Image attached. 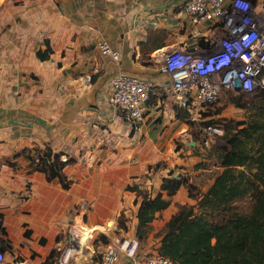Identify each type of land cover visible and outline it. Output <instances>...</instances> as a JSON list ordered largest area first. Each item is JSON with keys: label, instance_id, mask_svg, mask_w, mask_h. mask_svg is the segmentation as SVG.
<instances>
[{"label": "crops", "instance_id": "1", "mask_svg": "<svg viewBox=\"0 0 264 264\" xmlns=\"http://www.w3.org/2000/svg\"><path fill=\"white\" fill-rule=\"evenodd\" d=\"M183 2L0 4V223L6 231L0 232V249L5 264H42L52 249L62 252L71 236L81 243L84 229V242L97 229L110 241L136 235L141 195L128 186L155 195L173 172L188 177L200 193L208 189L215 172L206 163L200 130L192 134L196 116L159 90L171 80L161 68L165 53L193 47L211 30L194 23ZM102 40L119 49L120 60L101 52L97 43ZM48 44L51 52L42 59L37 52ZM118 72L157 83L138 127L110 103L109 79ZM45 145L76 158L65 167L73 180L68 189L42 171H31L24 156L14 157L23 148ZM194 202L182 185L152 226L158 223L161 229L180 204ZM121 212L127 226L132 217V228L118 226ZM77 257L74 264H86ZM126 261L122 256L118 264Z\"/></svg>", "mask_w": 264, "mask_h": 264}, {"label": "trees", "instance_id": "2", "mask_svg": "<svg viewBox=\"0 0 264 264\" xmlns=\"http://www.w3.org/2000/svg\"><path fill=\"white\" fill-rule=\"evenodd\" d=\"M195 45L206 46L205 37H200ZM50 52L48 44L37 54L46 59ZM228 92L229 102L250 109L251 113L242 127L236 128L231 120L224 124L225 143L214 147L220 168L205 192L200 193L185 175L174 176L173 172L164 177L161 190L155 195L137 185L128 186L141 195L135 232L139 240L147 238L157 212L170 205L182 185L195 199L194 203L180 204L160 229L158 254L169 257L175 264H264V88ZM19 156L26 158L31 171L44 172L49 180L57 179L65 189L71 186L73 180L65 167L75 162V157L55 151L50 145L23 148L14 155ZM244 197L251 199L245 212L236 204ZM118 226L127 228L123 212L118 216ZM0 232H6L1 223ZM99 239L105 244L110 242L103 233ZM60 254V250L52 249L42 264L55 262Z\"/></svg>", "mask_w": 264, "mask_h": 264}, {"label": "built area", "instance_id": "3", "mask_svg": "<svg viewBox=\"0 0 264 264\" xmlns=\"http://www.w3.org/2000/svg\"><path fill=\"white\" fill-rule=\"evenodd\" d=\"M183 9L194 23L207 24L206 46L174 47L164 55L161 68L170 74L169 83L159 85L182 108L201 116L204 107L215 103L224 91H252L264 88V0H184ZM216 29L223 36L215 37ZM103 54L120 60V51L106 40L97 43ZM90 82V76L86 77ZM157 83L151 78L118 72L109 79V100L132 127L144 120ZM201 147L210 148L223 127L208 123L200 128ZM63 159H66L63 156ZM80 241L71 236L57 264H73ZM139 239L126 233L105 245L94 264H118L125 256L129 264H175L169 257L137 253ZM0 264L5 253L0 249Z\"/></svg>", "mask_w": 264, "mask_h": 264}, {"label": "rangeland", "instance_id": "4", "mask_svg": "<svg viewBox=\"0 0 264 264\" xmlns=\"http://www.w3.org/2000/svg\"><path fill=\"white\" fill-rule=\"evenodd\" d=\"M4 1H7V0H3L1 3H3ZM220 30L221 29L215 30V33H214L215 37L219 38V37L223 36V33ZM200 37L198 36L197 40ZM230 94H231L230 92L224 91L222 93V95L220 96V98L215 103H212V104L204 107V109L201 110V116L197 115L193 121L194 123H192V128H193L192 134H193V136L195 135L196 129H197V131L200 130V128L204 124L214 123V124H219L220 126L223 127V133L219 134V136L216 138V141L213 142V145H211L210 148L201 147V149L205 153L210 154L212 150L214 151L211 155L208 156L209 160L206 161V163L209 164L210 168L213 169L212 170L213 172H211L212 174H214V172H217L219 170L218 168H220V167L217 168L218 162H217V156H216V152H215L216 150H214V147H215V145L225 143V141L223 140L224 138L222 137L225 134L224 124L227 123L229 120H231L235 124L236 128L242 127V126H244V121H246L248 119V117L251 113L250 109L237 107L232 102H229ZM208 164H206V165H208ZM236 204L238 205L239 210L245 212V211H248L250 206H251V199L249 197H244L243 199L237 200ZM131 220H132V217L129 216V221H128L129 226H127V228H132ZM160 226L161 225L158 223L156 224V226H152L151 232L147 236V238H145L143 240H139V245L137 248V253L139 256H141V257L151 256V255L158 253V251H157L158 242H159V239L161 236L160 235L161 230L159 228ZM84 231H85V229H84ZM84 231H83V233H81V236H80L82 247L80 246V250L75 255V257L78 255L79 257H77L78 258L77 261L79 260V261H83V263L91 264L92 263L91 260L96 261L97 259H99V257L101 256V253H102L105 246L104 245L102 246V244H101V243H103V241H101L100 239L98 240V237L101 234V232H99L98 229L95 230L94 235L89 240H87L85 242L83 241L84 236H85ZM112 236H113V234H112ZM118 237H122V236H118ZM82 241H83V243H82ZM69 245H70V243H67V244H64L62 247L64 249L65 247H68ZM126 262L128 263V261H126Z\"/></svg>", "mask_w": 264, "mask_h": 264}, {"label": "bare ground", "instance_id": "5", "mask_svg": "<svg viewBox=\"0 0 264 264\" xmlns=\"http://www.w3.org/2000/svg\"><path fill=\"white\" fill-rule=\"evenodd\" d=\"M202 37V36H201Z\"/></svg>", "mask_w": 264, "mask_h": 264}]
</instances>
